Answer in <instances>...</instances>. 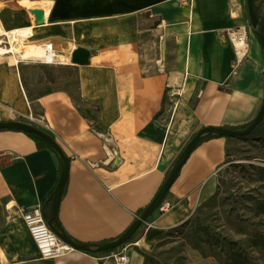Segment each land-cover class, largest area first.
<instances>
[{
  "label": "crops",
  "instance_id": "obj_1",
  "mask_svg": "<svg viewBox=\"0 0 264 264\" xmlns=\"http://www.w3.org/2000/svg\"><path fill=\"white\" fill-rule=\"evenodd\" d=\"M3 1L7 31L36 29L29 42L52 43L67 62L30 98V69L4 56L0 122L35 121L70 158L58 221L79 243L122 235L195 132L249 124L264 101V50L248 28L247 0H41L44 20L26 0ZM255 6L264 20V0ZM243 26L241 55L232 35ZM78 48L92 50L87 65L71 63ZM231 142L202 141L167 194L169 211H155L126 245L45 259L19 209L41 206L52 216L44 202L59 180V158L25 132L0 130V264H114L122 250L128 264H145L140 250L188 221L213 194Z\"/></svg>",
  "mask_w": 264,
  "mask_h": 264
},
{
  "label": "rangeland",
  "instance_id": "obj_2",
  "mask_svg": "<svg viewBox=\"0 0 264 264\" xmlns=\"http://www.w3.org/2000/svg\"><path fill=\"white\" fill-rule=\"evenodd\" d=\"M34 36L25 44H38L29 42ZM11 62L15 63L12 57ZM21 66L31 71L33 87L28 94L33 98L47 90L45 80L55 76L61 64L23 61ZM64 74L73 76L68 71ZM29 124L38 126L35 121ZM258 129L248 138H230L225 163L214 176L213 194L197 205L186 224L165 231L151 249L140 250L145 264H204L206 260L229 264L233 251L242 256L232 264H264V124Z\"/></svg>",
  "mask_w": 264,
  "mask_h": 264
},
{
  "label": "water",
  "instance_id": "obj_3",
  "mask_svg": "<svg viewBox=\"0 0 264 264\" xmlns=\"http://www.w3.org/2000/svg\"><path fill=\"white\" fill-rule=\"evenodd\" d=\"M247 10L251 26L259 40L262 49L264 50V30L260 26L259 16L255 11V0H247ZM30 11L37 19L44 20V7L35 6L31 8ZM91 52V49H76L72 54L71 63L77 65H87L89 63ZM263 119L264 101L261 104V107L255 118L243 129H234L225 126H205L199 129L187 142V144L173 163L172 167L167 172L166 177L162 185L160 186L157 194L155 195L154 199L146 208L141 211V213H139V215H137L136 219L131 224V226L122 235L112 241L93 244L79 243L73 240L65 233V231L59 224V203L69 176L71 160L65 154L64 150L58 144V142L43 129L22 121H2L0 122V130H17L25 133L35 134L42 138L59 157L60 177L54 191V198L52 203V216L50 219H47V224L50 229L59 238L70 244L75 250L88 253H108L113 252L114 250L126 245L141 229V227L148 221V219L155 213V211L159 209L161 203L165 201L172 185L178 178L182 167L187 162L192 152L196 149V147L199 145V143L205 136L213 134L225 138H244L250 135L254 130L258 129V127L262 124Z\"/></svg>",
  "mask_w": 264,
  "mask_h": 264
},
{
  "label": "built area",
  "instance_id": "obj_4",
  "mask_svg": "<svg viewBox=\"0 0 264 264\" xmlns=\"http://www.w3.org/2000/svg\"><path fill=\"white\" fill-rule=\"evenodd\" d=\"M12 32V31H7ZM28 38L24 41L27 42ZM42 45L44 50V55L51 56L53 59V63H48V61L44 58H40L37 60L29 59V60H19V64L23 61H36L42 64L51 65V64H60L61 61L58 60V55L56 50L53 47L52 43H44L39 44ZM0 47H3L8 51V53L0 54V60L4 56H12L14 55L13 45L10 42V39L7 34L0 35ZM171 205L166 201H163L159 207V210L162 212L169 211ZM19 213L22 217V220L25 226L28 229L30 236L35 242L40 256L45 259H54L67 256L76 250L67 242L59 238L48 226L47 219L45 218V214L43 208L41 206L33 207V208H20ZM114 264H128L129 256L126 250L119 251L112 256Z\"/></svg>",
  "mask_w": 264,
  "mask_h": 264
},
{
  "label": "bare ground",
  "instance_id": "obj_5",
  "mask_svg": "<svg viewBox=\"0 0 264 264\" xmlns=\"http://www.w3.org/2000/svg\"><path fill=\"white\" fill-rule=\"evenodd\" d=\"M23 5H25L27 8L31 9L35 6H43V2L41 0H26L22 2ZM245 27L243 26L241 30L234 32L232 37L236 42L238 51L241 55H243L246 52V32ZM7 34L10 42L13 45V51L14 55L11 57L14 58L15 63H18L19 60H37L40 58H44L48 61V63H53V59L51 56H45L44 50L42 45L39 44H25V40L30 38L31 35H34V30L29 27L16 29L12 32H7V30L4 28L3 24L0 21V35ZM6 54L8 51H6L5 48L0 47V54ZM62 58L58 59L60 64H67L66 61L61 60Z\"/></svg>",
  "mask_w": 264,
  "mask_h": 264
},
{
  "label": "trees",
  "instance_id": "obj_6",
  "mask_svg": "<svg viewBox=\"0 0 264 264\" xmlns=\"http://www.w3.org/2000/svg\"><path fill=\"white\" fill-rule=\"evenodd\" d=\"M255 11H256V13H257V8H256V6H255ZM259 20H260V26H261V28L264 30V20H263L262 17H259ZM254 33H255V32H254ZM263 124H264V119H263L261 125H263ZM247 125H248V124H246V125H242V126H239V127H231V128H234V129H243V128H245ZM256 132H258V129L254 130L250 135H248L247 137H244V138H248V137L252 136V135H253L254 133H256ZM26 134H27L28 136H30L33 140H35V141L38 143L39 146H46V147L50 148V147L46 144V142H45L42 138H40L39 136H37V135H35V134H31V133H26ZM261 134L264 135V133H261ZM212 138H220V137L217 136V135L210 134V135L205 136V137L201 140V142L204 141V140L212 139ZM201 142H200V143H201ZM200 143H199V144H200ZM50 149H51V148H50ZM51 150H52V149H51ZM53 151H54V150H53ZM54 152H55V151H54ZM57 157H58V156H57ZM58 158H59V157H58ZM59 161H60V160H59ZM57 183H58V182H57ZM55 188H56V187H55ZM55 188L52 189V191L49 193L47 199H46L45 202H44V205H45V206H48L49 209L52 208V203H53V198H54V191H55ZM45 218H46V219H50V218H51V214H50V213H49L48 215L45 214ZM187 222H188V221H186L184 224H186ZM241 256H242L241 252H239V251H233V252L230 253V255L228 256V259H230V260H232V262H234L238 257H241ZM232 262H230L229 264H232ZM220 264H227V263H223L222 261H220Z\"/></svg>",
  "mask_w": 264,
  "mask_h": 264
}]
</instances>
